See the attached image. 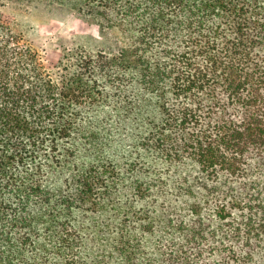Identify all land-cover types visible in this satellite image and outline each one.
<instances>
[{"label": "trees", "instance_id": "16d2710c", "mask_svg": "<svg viewBox=\"0 0 264 264\" xmlns=\"http://www.w3.org/2000/svg\"><path fill=\"white\" fill-rule=\"evenodd\" d=\"M44 1L125 42L67 53L51 70L0 19V264H109L79 256L85 226L75 217L108 205L120 222L91 231L120 264H257L264 0ZM96 106L134 117L137 151L159 166L134 160L123 179L112 160L82 161L79 141L98 147L82 110ZM125 181L133 201L120 207Z\"/></svg>", "mask_w": 264, "mask_h": 264}, {"label": "rangeland", "instance_id": "374dc122", "mask_svg": "<svg viewBox=\"0 0 264 264\" xmlns=\"http://www.w3.org/2000/svg\"><path fill=\"white\" fill-rule=\"evenodd\" d=\"M0 19L12 28L14 34L34 47L40 63L51 70L56 69L60 62H69L64 58L67 53H76L80 50L91 53L98 50L115 51L125 42L120 32L117 30L101 31L96 22L85 19L67 3L44 0L31 2L0 0ZM82 112L84 126L88 130L96 132V142L98 143L96 150L88 147L85 150L84 143L79 141L81 150L79 157L82 161L92 160L94 154L112 160L122 169L123 179L130 178L127 166L134 160L150 163L151 170L159 166L160 161L155 154L137 151L135 143L136 134L139 131L134 128L137 126L134 117L125 120L113 109L100 106L86 108ZM144 170L143 168L142 171ZM56 180L53 175L48 178L52 185ZM126 185H130V183L125 181L115 195L120 207L133 201ZM115 214H117V209L112 205H108L104 211L97 212V214L75 212V217L85 226L82 231L84 244L79 251V256L86 263H90L95 257H105L109 264H120L119 257L111 251L108 239L105 241L95 240L94 233L91 231L95 223H112L114 226L120 222L121 216L115 219ZM135 226L138 225L135 224ZM150 240L152 239L149 236L144 238L146 249H149ZM258 254L257 264H264V252ZM139 264H145V261L141 259Z\"/></svg>", "mask_w": 264, "mask_h": 264}]
</instances>
